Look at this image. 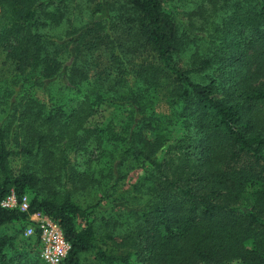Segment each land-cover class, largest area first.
Masks as SVG:
<instances>
[{
  "label": "trees",
  "instance_id": "obj_1",
  "mask_svg": "<svg viewBox=\"0 0 264 264\" xmlns=\"http://www.w3.org/2000/svg\"><path fill=\"white\" fill-rule=\"evenodd\" d=\"M107 3L111 15L102 18V0H0V203L11 192L18 202L31 195L26 211L0 204V228L48 215L70 244L60 264H82L80 254L91 250L103 264H264V0H199L178 23L163 0ZM79 12L88 19L75 24ZM146 52L159 64L137 65ZM212 66L220 73L206 84L189 75ZM130 74L143 91L164 87L183 128L173 145L180 153L173 178L136 186L126 207L133 228L105 222L115 243L101 247L87 208L73 200L75 191L100 186L69 157L84 151L89 165L99 156L89 146L104 129L89 119L104 102L128 103L127 136L105 132L126 140L128 157L150 172L167 143L142 95L116 94ZM18 157L33 164L14 169ZM125 158L122 150L118 164ZM15 236L0 232V264H14L5 250Z\"/></svg>",
  "mask_w": 264,
  "mask_h": 264
},
{
  "label": "rangeland",
  "instance_id": "obj_2",
  "mask_svg": "<svg viewBox=\"0 0 264 264\" xmlns=\"http://www.w3.org/2000/svg\"><path fill=\"white\" fill-rule=\"evenodd\" d=\"M199 0H163L164 7L167 11L172 12L176 22H182L186 19V13L196 7ZM102 9L97 13V17L102 18L111 15V11L108 7L107 0H102ZM90 8L93 7V3L87 4ZM88 14L79 12L77 16L72 18L75 24H80L86 21ZM199 43L202 44V41ZM200 52H203L202 46ZM188 54L187 49H183L179 52V65L184 66L185 57ZM137 65L142 63L156 64L157 58L153 54L146 52L140 58L136 57L134 61ZM159 64V62H158ZM219 69L216 66H212L208 69L201 71L190 72L189 75L195 82L206 84L209 77H218ZM111 80H109L110 83ZM123 82V83H121ZM2 87V83L0 84ZM0 86V91H1ZM143 82L134 74H130L125 80L119 81L116 87L117 93L120 95H142L138 99L141 105H146V110L152 113L153 118L161 120L162 125L160 132L167 137V143L156 155V161L158 169H153L154 172H150L149 165L140 164L138 160H132L125 152L127 147L126 140H114V138H108L105 132L112 131L119 136H127V127L130 122V106L128 103L124 105L102 103L99 113L95 117L90 118L88 126H96L99 130L104 129V136L101 138L100 144L91 143L89 149H93L94 153L99 155L96 158H92L89 165H86V156L84 151H70L69 157L74 167L79 170H85L88 173H92L95 177L100 179V186L90 187V185L83 190L74 192L73 200L82 208H87V219L91 221L97 231V239L95 243L98 246L105 247L106 244L115 243L112 239L106 238L105 222L115 221L117 226L115 228L121 231H127L129 228H133V216L129 215V210L126 209L130 203V197H132L137 190L136 187L139 183L151 182L162 174L173 178L175 172L172 169L173 163L178 160L177 157L180 150H176L173 145L175 139L180 138L183 135V128L180 123V118L177 117L172 107L168 104L167 98L164 96V87L154 86L149 90L143 91ZM215 95L220 97V93L215 91ZM1 117L3 115L1 114ZM169 120H172L170 122ZM135 130L134 127H131ZM147 136L152 138L155 131H147ZM171 145V146H170ZM123 150L126 157L123 164H118L120 152ZM115 163H117L115 165ZM24 164L32 165L33 163H25V160L21 157L16 158L15 163L12 165L14 169H19ZM113 166V168H112ZM69 189L72 188L70 182L67 183ZM97 188V189H96ZM29 198L31 195H26ZM79 227L83 226L81 219L78 221ZM32 226L30 220L13 222L0 228L1 233L13 235L16 234L12 240V246L6 249L7 257H12L14 264H32L34 259H39V244L35 241V231L29 232V227ZM115 241H119L118 237H115ZM147 243H141L137 251L146 249ZM41 252V250H40ZM80 261L82 264H103L97 262L95 258V250L87 251L80 254ZM135 258L133 262H135Z\"/></svg>",
  "mask_w": 264,
  "mask_h": 264
},
{
  "label": "built area",
  "instance_id": "obj_3",
  "mask_svg": "<svg viewBox=\"0 0 264 264\" xmlns=\"http://www.w3.org/2000/svg\"><path fill=\"white\" fill-rule=\"evenodd\" d=\"M28 201L29 199L25 194L21 197L20 202H18L15 193L11 192L1 201L0 204L3 207H18L19 209L26 211ZM28 219L32 223V226L29 227V232L37 230L39 233L41 258L48 264H60L67 257L70 244L65 239L58 221L40 211L29 214Z\"/></svg>",
  "mask_w": 264,
  "mask_h": 264
}]
</instances>
